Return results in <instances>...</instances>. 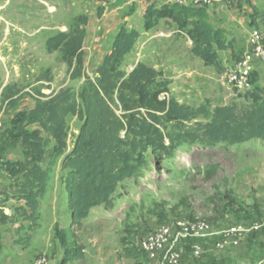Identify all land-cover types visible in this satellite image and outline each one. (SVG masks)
I'll return each instance as SVG.
<instances>
[{
  "label": "rangeland",
  "instance_id": "obj_1",
  "mask_svg": "<svg viewBox=\"0 0 264 264\" xmlns=\"http://www.w3.org/2000/svg\"><path fill=\"white\" fill-rule=\"evenodd\" d=\"M146 1L78 0L71 11L69 2L63 1L61 5L65 9L52 22L51 29L23 44L10 40L23 26L19 18L24 9L19 7L18 0H0V130L8 127L9 120L18 112L29 110L38 94L48 96L64 88L78 93L84 79L70 80L60 54L48 53L45 43L57 28L63 27L67 33L80 15L92 19L91 35L82 50L87 77L95 78L96 67L109 51L113 37L125 26L140 31L141 35L122 70L128 72L135 64L144 63L162 71L170 82L171 96L179 103L207 106L208 117L199 121L207 122L216 106L244 103L245 93L229 84L228 74L251 52L247 45L251 29H258L264 42V0H246L244 5L243 0H224L218 17L214 14L209 18L205 13L204 21L223 31L232 43L231 48L219 53V68L204 67L191 53L192 46L186 43V36L178 33L173 24L162 21L152 31H145L140 14ZM99 7H104L100 17ZM44 17L41 15L40 19L43 26L49 21ZM7 36L9 39L5 40ZM254 66V87L264 95V64L254 63ZM6 86L13 87L19 96L12 108L1 102ZM67 123L70 149L80 122L68 117ZM34 128L28 127L30 131ZM17 161H23L20 146L8 150L0 160V205L13 183L3 165ZM60 162L61 159L56 160L51 168L35 225L18 217L16 222L1 228L0 264H36L37 261L63 264L66 252L73 245L72 235L84 246L85 259L65 264H169L175 257L177 264H211V258L218 259L217 264H248V261L254 264V253L264 251V231L249 232L239 238L226 236L242 223L264 222L262 140L234 146L182 144L173 158L151 160L140 177L125 180L115 196L114 206L93 209L79 230L71 226L63 185L65 173ZM17 205L18 202L8 200L3 208L10 215ZM199 223L209 229L198 231V237L185 233L184 228ZM253 236L254 242L249 239ZM246 238L249 243L245 249L254 258L244 262L234 260L231 257L242 254L241 243ZM233 240H238V244L233 245ZM219 244L222 246L217 248ZM195 251L200 255L196 256Z\"/></svg>",
  "mask_w": 264,
  "mask_h": 264
},
{
  "label": "trees",
  "instance_id": "obj_2",
  "mask_svg": "<svg viewBox=\"0 0 264 264\" xmlns=\"http://www.w3.org/2000/svg\"><path fill=\"white\" fill-rule=\"evenodd\" d=\"M103 11L104 7H99L97 16ZM204 16L202 8L176 4L157 7L147 0L142 26L149 31L161 21L173 24L191 41V53L204 67L219 68V53L232 43L223 31L208 25ZM87 21L86 16L75 18L67 33H58L45 43L48 53L60 54L70 80L84 79L78 93L64 88L48 96L38 94L32 109L18 112L9 126L0 130V160L17 146L23 155V161L3 165L13 183L1 203L14 200L19 205L10 215L0 205V238L1 228L18 217L35 225L51 168L58 159L65 173L71 226L79 230L93 209L114 206L125 180L140 177L151 160L173 158L182 144L214 147L264 141V95L258 87L243 95L244 103L214 107L203 123L199 120L208 117L207 106L179 103L171 96L170 82L162 71L144 63L123 71L122 64L140 38L135 29L121 26L97 65L95 78L87 77L82 51ZM18 97L13 87L6 86L1 102L12 108ZM68 117L80 122L70 149ZM31 126L36 128L30 131ZM72 244L63 264L85 259L84 246L73 235Z\"/></svg>",
  "mask_w": 264,
  "mask_h": 264
},
{
  "label": "built area",
  "instance_id": "obj_3",
  "mask_svg": "<svg viewBox=\"0 0 264 264\" xmlns=\"http://www.w3.org/2000/svg\"><path fill=\"white\" fill-rule=\"evenodd\" d=\"M224 0H148L149 3L155 4L157 7L166 6V5H180L184 7H195L206 9L208 7L214 6L216 4L222 3ZM189 45L191 46V41L188 40ZM247 45L250 49V53L246 54V57H243L239 64L236 66L235 70L228 74V82L233 88L237 91H242L244 93L251 92L254 89V84L252 81V76L255 72L254 63L264 64V42L262 33L258 29H251L247 36ZM7 214L6 209L3 210ZM181 226V225H179ZM204 229H209L204 223H199L196 226H190L189 229L184 228L187 235L198 237L199 232ZM264 231V222L261 223H242L237 227H234L226 234L227 237H243L249 232H259ZM206 235V234H204ZM203 235V236H204ZM202 236V237H203ZM160 244V243H159ZM232 244H238V240H233ZM160 246V245H158ZM157 246V247H158ZM222 246L221 244L216 247ZM148 252L147 248H144ZM196 256L200 255L199 251H195ZM36 264H41L37 261ZM169 264H177L176 257L169 262Z\"/></svg>",
  "mask_w": 264,
  "mask_h": 264
},
{
  "label": "crops",
  "instance_id": "obj_4",
  "mask_svg": "<svg viewBox=\"0 0 264 264\" xmlns=\"http://www.w3.org/2000/svg\"><path fill=\"white\" fill-rule=\"evenodd\" d=\"M63 1L69 2V8L71 11L74 9L73 4H75V2L78 0H68V1L67 0H18L19 7H21V9L22 8L24 9L23 14L19 18V19L23 20V26H20L18 28V30H17L18 34L13 36V38L10 41L11 42H22L23 44H25L26 40H30V38L34 37V35L41 34V33H43V31L44 32L49 31L51 29L50 25H52V22H55V19L58 17L59 12L63 11L65 9V7H63L61 5ZM225 2H226V0H225ZM244 2H246V0H243V2H242L243 5H244ZM146 6H147V1H146L145 8H146ZM257 7L259 8V6H257ZM145 8L143 9L142 13L140 14V19H142ZM204 10H205V13L210 18V16H214V14L216 17H218L220 15V11L223 10V8H222L221 3H220V4H216L215 6L208 7ZM41 15H45V17H44L45 21L49 19L47 25H45V26H43L40 22L41 21L40 20ZM70 17H71V19H73V15ZM87 19H88L87 24L84 27L86 35H85V38L83 41L82 50L85 47V45L88 43V38H89V35H91V31H92L90 28V25L92 24V19L88 18V17H87ZM161 22H159L158 24H161ZM152 30H149V31H152ZM64 31H65V29L63 27L57 28V31H55L53 36H55L58 33H65ZM138 32L141 35V32L140 31H138ZM178 33L184 34V33L179 32V31H178ZM53 36L50 35L48 37L51 38ZM185 38H186V43L189 45V43H188L189 39L187 37H185ZM8 39H9V36H7V38H5V40H8ZM33 107H34V104L31 105L29 109H32ZM34 127L36 128V126H34ZM249 239H250V241L252 240V242H254V240L256 238H255V236H253L252 238H249ZM246 243H249L247 241V238L244 239L241 243V246L243 248L242 254L238 255V257H231V258H233L234 260L241 259L242 262H244V260H248V258H254L253 255H250L251 252H249L248 250L246 251V249H245ZM254 254L256 256L255 260H254V264H264V251H257ZM204 258H206V257H204ZM222 258H229V257H222ZM217 260L218 259L211 258L209 261L211 262V264H214L217 262ZM248 264H249V261H248Z\"/></svg>",
  "mask_w": 264,
  "mask_h": 264
}]
</instances>
